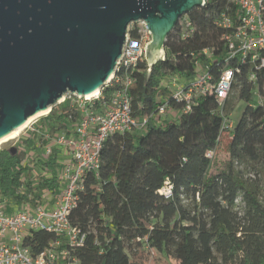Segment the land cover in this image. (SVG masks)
<instances>
[{
  "label": "trees",
  "instance_id": "1",
  "mask_svg": "<svg viewBox=\"0 0 264 264\" xmlns=\"http://www.w3.org/2000/svg\"><path fill=\"white\" fill-rule=\"evenodd\" d=\"M236 11L229 0H207L179 19L165 41L163 60L150 67L144 60L133 70L129 95L135 116L153 114L165 101L180 115L159 124L151 118L144 131L104 140L97 175H83L69 214L71 224L84 233L82 244L71 249L79 264H140L129 255L132 242L175 264H264V182L244 177L235 167L249 160L264 174V66L251 80L254 63L229 58L215 23L222 12L235 23ZM203 49L210 50V59ZM197 60L211 67L213 83L226 69L232 71L230 91L235 89L246 104L233 129L224 123L230 91L222 103L213 93L199 96L182 112L171 89L162 85L170 75L194 77ZM113 89L101 91L108 97ZM78 117L66 101L54 105L39 126L70 132ZM223 133L230 140L222 157L218 137ZM39 138L28 131L16 146L0 148L1 199L19 203L29 194L33 200L45 190L58 191L62 154L54 147L43 156ZM166 181L172 185L169 198L159 193ZM55 237L37 230L26 244L37 253Z\"/></svg>",
  "mask_w": 264,
  "mask_h": 264
},
{
  "label": "built area",
  "instance_id": "2",
  "mask_svg": "<svg viewBox=\"0 0 264 264\" xmlns=\"http://www.w3.org/2000/svg\"><path fill=\"white\" fill-rule=\"evenodd\" d=\"M229 1L237 8L236 22H233L229 13L222 12L215 23L222 29L229 58L240 61L248 58L254 63L250 79L255 80L256 72L264 66V55H261L264 51V0ZM206 2L203 0L201 6ZM186 25H189L188 21ZM150 36L143 20L129 24L115 72L104 85L114 88L108 97L101 91L104 86L93 95L78 96L68 92L63 96L59 103L67 101L79 114L70 132L51 131L41 128L39 124L32 125L34 123L29 126L28 131L41 136L38 145L45 157L51 154L54 147L64 157L57 173L60 187L56 193L45 190L41 198L33 200L29 194L19 203L1 199L0 196V264H79L71 249L82 244L84 233L71 224L69 214L77 203V190L82 187L83 175L87 172L97 175L100 150L108 136L144 131L151 118L157 121L171 108L168 101H165L158 105L155 113L142 117L135 116L131 108L129 87L134 81L132 72L140 62L146 60L144 49ZM202 53L210 59L209 49H203ZM164 57L165 53L162 60ZM195 64L194 77L179 83L176 75L170 85H164L171 89L172 98L182 104V112L191 109L195 98L209 93L215 94L222 103L231 88V70L223 71L221 78L213 83L211 67L205 66L200 60ZM224 123L226 127L230 126L227 120ZM211 154L208 152L207 156ZM159 193L164 198L171 197L172 185L166 181ZM37 230L52 233L56 237L48 241L40 251L32 253L26 244V237Z\"/></svg>",
  "mask_w": 264,
  "mask_h": 264
},
{
  "label": "water",
  "instance_id": "3",
  "mask_svg": "<svg viewBox=\"0 0 264 264\" xmlns=\"http://www.w3.org/2000/svg\"><path fill=\"white\" fill-rule=\"evenodd\" d=\"M202 2L0 0V139L68 92L100 90L115 72L132 22L143 20L151 34L148 66L161 60L179 18Z\"/></svg>",
  "mask_w": 264,
  "mask_h": 264
},
{
  "label": "rangeland",
  "instance_id": "4",
  "mask_svg": "<svg viewBox=\"0 0 264 264\" xmlns=\"http://www.w3.org/2000/svg\"><path fill=\"white\" fill-rule=\"evenodd\" d=\"M173 76H176V75H170L168 77H165L164 80L162 81V85H170L171 81H173L172 79ZM179 78L181 79L179 80ZM179 78H176L179 83L181 80L182 81L186 80V78H183V77H179ZM258 93H259L258 90H256L255 88V92H254L255 100H258L260 97ZM228 99H229L231 106H229L230 109L228 111H225V113L228 116L227 121L230 125L229 128L233 129V127L240 120L242 113L245 110L246 104L243 100L238 98L237 91L235 89H232L230 91ZM168 114L170 117H168L167 120H173L177 118V115L179 114V112H175L174 114H172V111H169ZM44 116L45 115L39 116L33 119L27 126H25L20 131L17 137H15L14 139H9L8 142L3 143L0 148H8L11 146H16L18 142L20 141V139L27 134L29 126L32 123H34L32 125H37V124H41L42 122H44V119L42 118ZM136 132H140V131H136ZM220 139H221V142H220V146L218 149V154L223 157L227 153L226 147H227V143L230 140V138L228 134L223 133L221 134ZM41 153L44 156V153L42 152V150H41ZM59 160H60V163L62 164V162L64 161V157H60ZM235 167L242 172V175L244 177H254V178L257 177L258 180H260L261 182H264V174L262 173V171L259 170V165L254 164L249 160H241L235 163ZM57 173L59 174L58 170H57ZM34 181H35L34 182L35 184L37 181L36 180ZM62 185H64V182L62 183ZM128 252H129L131 259L140 264H175L174 259L165 257L157 253L154 250L147 249L145 246L136 244L134 242L131 243V246Z\"/></svg>",
  "mask_w": 264,
  "mask_h": 264
},
{
  "label": "bare ground",
  "instance_id": "5",
  "mask_svg": "<svg viewBox=\"0 0 264 264\" xmlns=\"http://www.w3.org/2000/svg\"><path fill=\"white\" fill-rule=\"evenodd\" d=\"M98 92V89L92 91L89 95H93L95 93ZM49 112L48 109H45V110H42V111H39L37 112L36 114L30 116L23 124L22 126L20 127V129H18L17 131L3 137L0 139V147L2 146L3 143H6L8 142L9 139H14L15 137H17L20 133V131L25 127L27 126L33 119H35L36 117H39V116H42V115H46L47 113Z\"/></svg>",
  "mask_w": 264,
  "mask_h": 264
},
{
  "label": "crops",
  "instance_id": "6",
  "mask_svg": "<svg viewBox=\"0 0 264 264\" xmlns=\"http://www.w3.org/2000/svg\"><path fill=\"white\" fill-rule=\"evenodd\" d=\"M181 79V78H180ZM179 79V80H180ZM182 81V80H181ZM169 111H172V114H174L175 112H177V110L176 109H172V108H169V109H167V111L160 117V119L159 120H157L156 122L159 124V123H161V121H163L164 119H168V117H170L169 116V114H168V112ZM179 115V114H178ZM178 115H177V117H178ZM63 157V156H62Z\"/></svg>",
  "mask_w": 264,
  "mask_h": 264
}]
</instances>
